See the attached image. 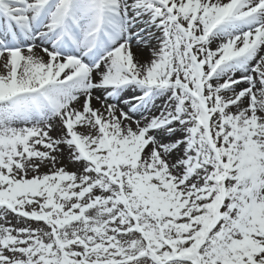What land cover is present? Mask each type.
I'll use <instances>...</instances> for the list:
<instances>
[{
    "label": "snow or ice",
    "instance_id": "obj_1",
    "mask_svg": "<svg viewBox=\"0 0 264 264\" xmlns=\"http://www.w3.org/2000/svg\"><path fill=\"white\" fill-rule=\"evenodd\" d=\"M0 264H264V0H0Z\"/></svg>",
    "mask_w": 264,
    "mask_h": 264
},
{
    "label": "bare ground",
    "instance_id": "obj_2",
    "mask_svg": "<svg viewBox=\"0 0 264 264\" xmlns=\"http://www.w3.org/2000/svg\"><path fill=\"white\" fill-rule=\"evenodd\" d=\"M65 163H67V159L66 158H65ZM68 167H69V170H76L74 165H68ZM43 171H47V169H43Z\"/></svg>",
    "mask_w": 264,
    "mask_h": 264
}]
</instances>
